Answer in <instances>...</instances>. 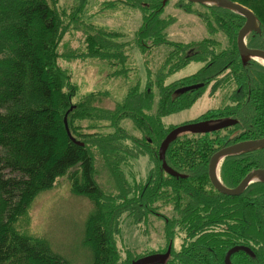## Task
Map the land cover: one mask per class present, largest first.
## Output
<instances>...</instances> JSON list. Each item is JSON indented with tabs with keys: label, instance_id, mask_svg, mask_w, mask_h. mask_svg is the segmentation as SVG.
<instances>
[{
	"label": "trees",
	"instance_id": "16d2710c",
	"mask_svg": "<svg viewBox=\"0 0 264 264\" xmlns=\"http://www.w3.org/2000/svg\"><path fill=\"white\" fill-rule=\"evenodd\" d=\"M124 1L143 11V22L130 39L123 38L121 30L86 21L88 0H75L69 8L58 7L59 0H0V264H71L53 251L46 237L21 223L35 197L60 176L94 203L86 228L94 250L92 264H130L170 244V256L158 264H226L227 250L237 244L250 246L255 255L238 250L231 256L232 264H264V180L233 195L217 189L209 176L210 158L219 148L264 136V64L255 58L243 61L237 44L246 17L222 5L200 3L206 10L197 13L209 31L221 32L228 40L221 47L214 36L170 39L167 27L175 16L162 15L166 0ZM234 1L256 14L261 32H250L246 40L249 47L264 49V0ZM70 28L83 30L85 46L60 51ZM164 43L172 47L163 60L173 62L170 68L159 70L144 88L139 80L113 106L102 103L107 90H92L75 100L79 86L59 62L60 56H93L110 65L125 64L128 46ZM191 61L203 64L190 75L166 81ZM201 80L211 82L213 90L229 92V101L196 120L214 116L220 118L210 122L223 117L238 121L216 131L181 132L169 144L166 160L185 176L171 175L163 167L159 148L176 124L163 117L191 106L206 84L183 93L176 89ZM155 86L159 97L154 109ZM67 112L71 134L65 124ZM124 118H131L140 132L122 125ZM105 125L113 129L97 128ZM142 155L149 157L148 172H129L127 166ZM257 167L264 168V147L227 155L220 166L221 179L234 187ZM164 201L173 204L170 215L161 211ZM155 210L165 219L164 247L135 256L128 247L123 253L116 241L123 215L146 221Z\"/></svg>",
	"mask_w": 264,
	"mask_h": 264
},
{
	"label": "rangeland",
	"instance_id": "374dc122",
	"mask_svg": "<svg viewBox=\"0 0 264 264\" xmlns=\"http://www.w3.org/2000/svg\"><path fill=\"white\" fill-rule=\"evenodd\" d=\"M111 1L88 0L83 10V18L86 21H92L97 26L121 30L126 35L123 38L130 39L134 37L143 22L142 9L126 4L124 0H113L115 1L114 4ZM74 3L75 0H59L57 5L58 7L69 8ZM199 9L206 10L204 6L197 2L188 4L184 0H166L162 15L175 16L174 21L167 27V36L170 39L183 41L214 36L222 43L221 47L226 46L228 43L227 38L221 32L213 34L209 31L205 21L197 13ZM83 39V30L70 28L64 38H62L59 49L60 51L76 48L83 49L85 46ZM171 48L170 45L165 43L155 45L152 48L128 46L129 58L125 64L115 63L110 65L106 60L93 56H78L74 58L60 56L59 62L71 71L73 80L79 86L78 94L74 97L75 100L82 94L92 90H107L109 94L103 98L102 103L106 106H113L139 80L141 88H144L150 77L154 80L157 78L159 70L167 71L173 62L168 64L167 62L163 63V60ZM261 60L264 61V59ZM202 64V61H191L170 74L166 81L171 82L190 75L200 68ZM126 66L129 69L126 70L124 68ZM117 68L124 69H122L121 73L114 74ZM195 83H202V85L189 89V91L203 87L206 84L204 81ZM186 85L183 84L176 90L179 91L181 87ZM212 85L211 82L205 85L202 94L192 106L165 115L163 117L164 121L168 124L179 125L190 119L197 118L209 108L226 104L229 101L226 94L229 92L221 88L213 90ZM154 88L156 95L155 109L159 94L157 87L155 86ZM186 91L179 92L183 93ZM194 121L196 120H191V122ZM83 123L87 124L88 120H84ZM121 124L133 133L140 132L131 118H124ZM97 128L100 130L113 129L112 126L107 125ZM150 166L149 157L142 155L135 159L132 165H128L127 170L132 172V168L138 169L140 175H145ZM130 177L133 176L131 175ZM93 209L94 203L91 197L74 191L70 180L66 176H60L51 188L40 192L35 197L25 217L26 221L22 220L21 223L28 226L33 233L46 237L53 251L66 258L71 264H92L94 250L87 240L86 228L88 218ZM161 211L170 215L173 211L172 202L163 203ZM164 236L165 219L163 216L151 213L148 220L136 222L132 216L124 214L121 221V229L116 235V241L123 253L126 251L123 249L129 247L133 249L132 255L135 256L142 249L163 248L165 245ZM180 241L181 237L178 234L174 238V246L178 247Z\"/></svg>",
	"mask_w": 264,
	"mask_h": 264
},
{
	"label": "water",
	"instance_id": "95a60500",
	"mask_svg": "<svg viewBox=\"0 0 264 264\" xmlns=\"http://www.w3.org/2000/svg\"><path fill=\"white\" fill-rule=\"evenodd\" d=\"M194 2H201V3H210V4H218L222 5L228 8H231L237 12H240L241 14L245 15L247 17L246 22L241 27L238 33L237 37V43L239 50L243 57L246 60H250V58H255L260 60L264 63V61L261 60V58L264 57V49L262 48H251L247 44L246 37L249 34L251 30L261 31V27L258 23V19L256 14L247 6L244 4L234 1V0H191ZM202 85V83H195L191 85H186L181 87L179 91H185L189 90L195 87H199ZM73 108V105L70 107V109ZM68 112L65 115V124L68 129V132L71 134L69 123H68ZM238 120L235 118H224L219 119L216 122H209V120H201V121H194V122H186L179 124L172 128L163 141L161 142L160 148H159V156L162 159L163 167L166 170V172L170 173L171 175L175 176H185L184 173H181L180 171L173 168L170 164L167 163L166 160V150L169 146V144L177 138V136L184 131H192V132H205V131H213L217 130L223 127H227L229 125H233ZM74 139L75 137L72 136ZM259 147H264V136L260 138H249L244 139L240 141H236L234 143L225 145L218 149L210 158L209 162V176L211 178V181L214 183L215 187L218 188L220 191L228 194L237 195L242 193L246 187L256 180H264V168L258 167L254 168L251 171H249L243 179L238 183V185L234 187H228L226 186L221 177H220V166L219 163L226 157L227 155L231 154H237L241 153L247 150L256 149ZM171 248L172 245L170 244L168 249L165 252H153L147 255L140 256L138 258H134L130 264H157V263H164L168 259V257L171 254ZM238 250H245L249 252L252 255H255L252 248L248 245L244 244H237L232 246L226 253V263L232 264L231 261V255L238 251Z\"/></svg>",
	"mask_w": 264,
	"mask_h": 264
},
{
	"label": "flooded vegetation",
	"instance_id": "af4514ba",
	"mask_svg": "<svg viewBox=\"0 0 264 264\" xmlns=\"http://www.w3.org/2000/svg\"><path fill=\"white\" fill-rule=\"evenodd\" d=\"M201 81H202V80H201ZM197 82H198V81H197ZM199 82H200V81H199ZM204 82H205V81H204ZM204 85H205V84H204ZM206 85H207V84H206ZM194 90H195V89H194ZM187 91H189V90H187ZM197 99H198V98H197ZM197 99H196V100H197ZM196 100H195V101H196ZM191 106H192V105H191ZM221 106H222V105H221ZM189 107H190V106H189ZM219 107H220V106H219ZM187 108H188V107H187ZM212 108H213V107H212ZM184 109H185V108H184ZM207 110H208V109H207ZM207 110H206V111H207ZM206 111H204V112H206ZM204 112H203V113H204ZM201 114H202V113H201ZM199 116H200V115H199ZM199 116H198V117H199ZM216 118H220V117H214V116H213V117H209V118L207 117V118H205V119H198V120H213V119H216ZM223 118H226V117H223ZM223 118H222V119H223ZM227 118H228V117H227ZM191 120H196V118H194V119H190V120H188V121H186V122H191ZM198 120H196V121H198ZM186 122H184V123H186ZM209 122H210V121H209ZM214 122H216V121H214ZM233 125H234V124H233ZM229 126H231V125H229ZM227 127H228V126H227ZM223 128H225V127H223ZM220 129H222V128H220ZM217 130H219V129H217ZM213 131H216V130H213ZM244 139H249V138H243V139H240V140H244ZM240 140H237V141H240ZM235 142H236V141H235ZM155 211H156L155 214H157V215L160 214V212H159L158 210H155ZM228 250H229V249H228ZM228 250H227V251H228ZM161 251H162V252H163V251H166V249H165V250H161ZM244 251H245V250H244ZM246 252H247V251H246ZM226 253H227V252H226ZM248 253H249V252H248ZM249 254H250V253H249ZM251 255H252V254H251ZM231 256H232V255H231ZM225 262H226V254H225ZM226 264H227V263H226Z\"/></svg>",
	"mask_w": 264,
	"mask_h": 264
},
{
	"label": "bare ground",
	"instance_id": "6f19581e",
	"mask_svg": "<svg viewBox=\"0 0 264 264\" xmlns=\"http://www.w3.org/2000/svg\"><path fill=\"white\" fill-rule=\"evenodd\" d=\"M238 13H240V12H238ZM241 14V13H240ZM243 15V14H242ZM245 16V15H244ZM246 17V16H245ZM246 20H247V17H246ZM253 31H256V30H251L250 32H253ZM249 32V33H250ZM258 32H261V31H258ZM238 49H239V47H238ZM239 52H240V50H239ZM240 55H241V57H242V59H243V61H245L246 59L243 57V55L241 54V52H240ZM250 59H252V57L250 58ZM261 59H264V57L263 58H261ZM246 61H248V60H246ZM219 165H220V163H219Z\"/></svg>",
	"mask_w": 264,
	"mask_h": 264
}]
</instances>
